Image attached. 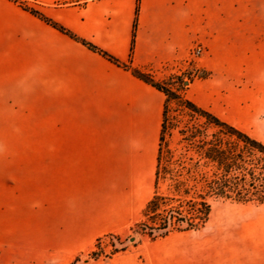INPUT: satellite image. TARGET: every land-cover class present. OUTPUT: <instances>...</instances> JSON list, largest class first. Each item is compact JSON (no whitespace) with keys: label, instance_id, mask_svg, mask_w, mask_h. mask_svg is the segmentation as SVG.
Listing matches in <instances>:
<instances>
[{"label":"crops","instance_id":"crops-1","mask_svg":"<svg viewBox=\"0 0 264 264\" xmlns=\"http://www.w3.org/2000/svg\"><path fill=\"white\" fill-rule=\"evenodd\" d=\"M28 1L159 82L200 45L191 65L208 76L189 99L246 134L262 120L264 0ZM164 101L0 0V264H66L136 222L153 190ZM187 257L179 264H198Z\"/></svg>","mask_w":264,"mask_h":264},{"label":"trees","instance_id":"trees-1","mask_svg":"<svg viewBox=\"0 0 264 264\" xmlns=\"http://www.w3.org/2000/svg\"><path fill=\"white\" fill-rule=\"evenodd\" d=\"M9 1L110 63L130 70L133 76L165 96L154 171V191L145 204L140 219L132 227L134 233L156 241L171 233L198 231L208 222L211 203L214 200L264 204L262 142L219 120L178 94L172 89L171 82L179 78H171L168 82L156 81L150 73L134 68L129 63L120 62L94 44L46 18L39 10H35L28 0ZM138 9L137 2L130 58ZM207 76L201 74V78ZM171 103L181 113L182 119L170 117ZM200 119H204V122L199 121ZM209 127L213 129L211 133L207 131ZM171 130H176L180 137L175 149L168 146L165 138ZM163 184H166V191L161 190Z\"/></svg>","mask_w":264,"mask_h":264},{"label":"rangeland","instance_id":"rangeland-1","mask_svg":"<svg viewBox=\"0 0 264 264\" xmlns=\"http://www.w3.org/2000/svg\"><path fill=\"white\" fill-rule=\"evenodd\" d=\"M191 62L186 64L182 73L166 74L162 81L179 78L171 82V87L187 99L190 98L194 79L205 74L195 70ZM261 95L264 104V93ZM169 114L171 118L182 119L173 103ZM199 121L204 122V119ZM207 131L211 133L213 129L209 127ZM248 134L264 144V113L260 123ZM165 138L171 149L178 147L180 137L176 130L169 131ZM161 190L166 191V184L161 186ZM153 191L154 187L151 196ZM136 222L120 233L98 237L89 250L77 254L66 264H179V261L189 259V255L198 264H264V204L214 200L209 220L202 229L171 233L156 241L134 233L132 227ZM131 237L135 238L134 242L129 241Z\"/></svg>","mask_w":264,"mask_h":264},{"label":"built area","instance_id":"built-area-1","mask_svg":"<svg viewBox=\"0 0 264 264\" xmlns=\"http://www.w3.org/2000/svg\"><path fill=\"white\" fill-rule=\"evenodd\" d=\"M203 52V48L200 45H196L190 51V58L195 59Z\"/></svg>","mask_w":264,"mask_h":264},{"label":"water","instance_id":"water-1","mask_svg":"<svg viewBox=\"0 0 264 264\" xmlns=\"http://www.w3.org/2000/svg\"><path fill=\"white\" fill-rule=\"evenodd\" d=\"M129 241H130V242H134V241H135V238H134V237H131V238L129 239Z\"/></svg>","mask_w":264,"mask_h":264}]
</instances>
